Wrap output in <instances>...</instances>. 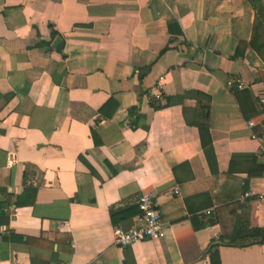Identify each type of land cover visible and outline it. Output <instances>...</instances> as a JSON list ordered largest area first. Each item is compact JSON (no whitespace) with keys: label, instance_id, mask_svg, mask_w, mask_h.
Returning <instances> with one entry per match:
<instances>
[{"label":"crops","instance_id":"crops-1","mask_svg":"<svg viewBox=\"0 0 264 264\" xmlns=\"http://www.w3.org/2000/svg\"><path fill=\"white\" fill-rule=\"evenodd\" d=\"M252 18L245 0H0V264H211V244L219 264H264V244L220 243L214 215L233 198L237 234L264 227V173L243 184L239 157L227 175L232 153L264 163L228 90L264 119V59L236 55ZM188 90L210 98L214 171L181 106L149 104ZM142 192L161 236L119 247L108 207Z\"/></svg>","mask_w":264,"mask_h":264},{"label":"trees","instance_id":"trees-1","mask_svg":"<svg viewBox=\"0 0 264 264\" xmlns=\"http://www.w3.org/2000/svg\"><path fill=\"white\" fill-rule=\"evenodd\" d=\"M250 6L253 12V18L250 29V36L246 43H240L236 49V55H241L242 50L245 46L253 50L261 59H264V0H245ZM172 21L167 22V29L170 31ZM180 33V30H178ZM147 70V67L137 69V77L142 76ZM232 97L237 102L238 108L241 112V116L246 121L250 119V110L248 109L247 102L244 103L240 100L238 96V90L231 85L228 88ZM184 98H191L196 101V107L193 109H188L182 105V100ZM163 104L150 101L149 104L153 109H158L166 107L169 105H180L181 114L185 124L196 127L199 136L200 147L203 156L206 160L208 167L211 171H214L215 157L211 145L210 135L208 131L207 114H208V103L209 96L196 91L188 90L182 94L163 96ZM109 101V102H108ZM111 99L107 100L99 109L98 112L101 116L104 115L106 109L105 104L108 102L110 104ZM108 104V105H109ZM115 111V109H114ZM135 108H129L128 113L133 116V126H137L138 115ZM113 112V110H112ZM264 113V108L261 111ZM263 124V125H261ZM141 128L146 129L145 124L141 125ZM251 132L256 136H261L264 133V119L259 121V123H253L251 127ZM245 163L242 166L243 172L246 174V178L243 180V184L246 183V179L254 176H259L264 173V163L256 162L255 155L252 153H232L230 156V167L227 171V175H230L234 169V161L239 159ZM233 165V167H232ZM246 186H242L243 192ZM217 205L214 208L215 221L220 227V234L218 236V241L220 243H225L227 245H235L239 247L251 245V244H264V227H250L242 230L239 234L237 231V220H238V202L231 198L224 202H218L215 200ZM108 216L113 227H121L126 229L129 227L130 219L138 215V210L135 203H123L119 205H111L108 207ZM7 217L0 220V224L6 223ZM214 246L211 244L208 248V255L211 264H219L218 253L216 249L211 250L210 247ZM126 258V250H123ZM52 260V258H51ZM30 264H50L49 261L39 260L35 258H30ZM122 264H127L125 260Z\"/></svg>","mask_w":264,"mask_h":264},{"label":"built area","instance_id":"built-area-1","mask_svg":"<svg viewBox=\"0 0 264 264\" xmlns=\"http://www.w3.org/2000/svg\"><path fill=\"white\" fill-rule=\"evenodd\" d=\"M239 87L240 84L237 85V88ZM246 124L249 128L253 125L250 120H247ZM250 137L260 141L259 150L264 154V133L261 136H256L251 132ZM173 193L178 194L177 188H173ZM249 194V191H245L243 197ZM135 204L138 215L134 218L133 223L126 229L121 227H113L112 229L113 242L119 247L129 246L138 241L157 239L161 236L160 211L151 194L149 192L140 193L136 197ZM206 213L209 214L210 210H206Z\"/></svg>","mask_w":264,"mask_h":264}]
</instances>
